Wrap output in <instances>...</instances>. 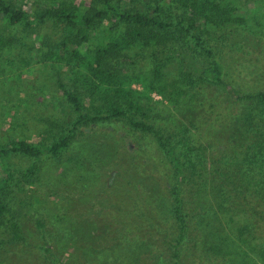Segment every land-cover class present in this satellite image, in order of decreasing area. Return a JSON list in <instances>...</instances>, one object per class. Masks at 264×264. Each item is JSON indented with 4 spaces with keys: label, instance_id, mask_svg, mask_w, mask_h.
Here are the masks:
<instances>
[{
    "label": "rangeland",
    "instance_id": "obj_1",
    "mask_svg": "<svg viewBox=\"0 0 264 264\" xmlns=\"http://www.w3.org/2000/svg\"><path fill=\"white\" fill-rule=\"evenodd\" d=\"M6 1L29 13L60 6L86 12L98 8L92 0ZM229 1L234 7L236 20L220 23L208 33H194L199 38L200 47L191 36L183 35L167 47V56L161 57L166 66L174 70L175 77L178 78L180 73L184 78V89L189 95L184 106L175 112L174 125L142 120L136 114L128 113V116L149 124L180 161L186 147L195 148L199 163L205 162L207 182L209 174L215 175L213 178L218 187L225 192V197H231L232 207L242 213L249 230L255 229L261 234L260 240H244L238 235L244 227L231 235L225 227L223 236L227 235L233 242L234 253L245 257L241 264H264L260 258L264 251H256L264 242V189L260 185V182L264 185V104L253 100L236 101L227 95L221 84L204 74L215 61L224 84L243 94L264 93V0ZM120 5L129 12L152 6L136 1ZM163 10L174 12L175 8L163 7ZM109 27L107 20L96 23L89 33L88 47L94 48L103 41ZM117 28L122 25L118 24ZM7 32L0 23V40H4ZM59 32L60 25L51 21L36 24L25 31L18 30L27 38L26 48L15 47L10 52L0 48V145L22 140L48 146L70 133L68 128L76 117L64 100L58 82L66 89L78 92L85 112L89 116L96 115L97 103L92 102L79 87V82L74 80L67 58L58 61L42 57L52 44L59 41ZM152 97L160 101L158 95ZM82 129L74 132L69 139V148L59 156L44 155L34 160L10 155L0 162L10 174V188L5 199L12 197L14 207L19 208L18 218L23 217L19 220L18 232L22 241L13 239L10 228L0 226V264H67L71 247L55 239L50 224L59 222L55 213L63 204L61 199L60 203L56 200L48 184L51 179L58 181L57 175L65 166L71 170L86 169L85 175H89L90 180L92 178L86 188L71 194L73 202L69 206L76 202L82 218L75 227L80 236L88 237L101 231L102 224H98L113 207L108 199L110 191L120 192L132 202V206L140 204L147 210L167 196L176 177L152 134L131 128L125 118L96 122L95 127L88 128L85 133ZM127 143L130 144L129 151L126 150ZM242 162L259 166L261 172L256 177L257 182L239 171ZM31 166L37 169L35 174L31 178L22 177L21 174ZM26 181L30 183L25 184ZM195 181L192 179V183ZM186 195L183 197L185 232L178 247L179 263L238 264L236 257L233 262L219 257L220 249L219 252L214 250L213 256L198 257L194 253L198 252L193 230L196 211L190 206V194ZM163 212L169 221V235L162 237V245L155 250L153 259H146L148 263L173 264L172 250L165 240L173 243L177 228L170 213L165 208ZM42 234L50 236V258L44 253ZM144 251L149 252V248L145 247Z\"/></svg>",
    "mask_w": 264,
    "mask_h": 264
},
{
    "label": "trees",
    "instance_id": "obj_2",
    "mask_svg": "<svg viewBox=\"0 0 264 264\" xmlns=\"http://www.w3.org/2000/svg\"><path fill=\"white\" fill-rule=\"evenodd\" d=\"M92 1L98 8L87 12L75 7L60 6L45 8L40 13H29L6 0H0V23L8 30L4 40H0V48L9 52L15 47L26 48L27 38L18 33L19 29L25 31L36 24L49 21L60 25L59 41L49 45V50L44 52L42 57L58 61L67 58L74 80L79 82V87L85 95L98 105L96 115L89 116L81 105L79 93L66 89L58 82L57 86L64 100L76 117L68 128L70 133L48 146L22 140L0 145V162H4L10 155H22L34 160H39L44 155L59 156L69 148V139L74 132L82 129L84 124L87 127L82 129L83 133L90 127L94 128L96 122L125 118L131 128L155 137L159 149L163 151L174 170L176 180L169 187L167 196L154 203L148 210L140 204L132 206V202L120 192L110 191L108 199L113 207L107 210L105 217L99 222L98 225L102 224L101 231L85 237L78 235L75 230L77 222L82 220L76 209V202L74 206L69 205L73 202L71 194L86 188L92 178H87L89 175H85L86 169L71 170L63 167L57 175L58 181L51 179L48 184L56 200L60 203L61 199L63 204L58 206L61 210L57 208L55 213L59 222L50 224L55 239L66 247H71L67 264H154L148 263L146 259H153L155 250L162 245V237L169 235V221L163 208L170 213L177 228L173 243L165 240V244L172 250L173 264H180L178 247L185 232V194H190V206L196 211L193 230L196 236L194 245L198 252L194 253L198 257L213 256V251L219 252L220 249L222 254H219V257H224L230 262L236 257L238 264H241L245 257L234 253L233 242L227 235L223 236V229H229L228 235H231L238 228L244 227V231L238 234L241 238L244 237V240H260L261 234L255 229L252 232L249 230L247 221L242 219V213L232 207L231 197H225V192L218 187L217 180L213 178L215 175L209 174L210 180L207 182L205 162L199 163L195 148L186 147L180 155V161L149 124L128 116V113L136 114L142 120H157L163 124L174 125L175 112L184 106L189 95L184 89V78L180 77L179 72V77H175L174 70L162 61V58L167 56V47L183 35L191 36L196 46L200 47L199 38L194 33H208L220 23L227 24L236 20L232 3L227 2L228 0ZM131 1L152 6L130 12L121 8L120 4ZM172 6L175 8L174 12H164L163 7ZM106 20L110 27L104 40L98 42L96 47L89 48L87 41L92 28L96 23ZM118 24L122 25V28H117ZM116 30L120 32L114 34ZM204 74L221 84L232 99L253 100L264 104L263 92L243 94L224 84L220 80V70L215 61L210 63ZM153 94L158 95L160 101L154 100ZM126 150H130L129 143L126 144ZM35 171L37 169L31 166L21 175L31 178ZM239 171L254 182H257L256 177L261 172L259 166L253 162L240 163ZM192 179L196 181L192 183ZM9 182L10 174L6 166L0 164V226L10 228L13 239L22 241L23 238L18 232L19 220L23 217L18 218L19 208L14 207L12 197L5 199L10 188ZM262 184L260 182L264 189ZM258 190L261 191L260 188ZM65 207V210L62 209ZM37 223L40 224L39 221ZM56 225L57 228L54 227ZM41 238L44 253L50 258V236L42 234ZM145 247L149 248V252L144 251ZM258 247L257 252L264 251V242ZM260 258L264 262V252L260 254Z\"/></svg>",
    "mask_w": 264,
    "mask_h": 264
}]
</instances>
